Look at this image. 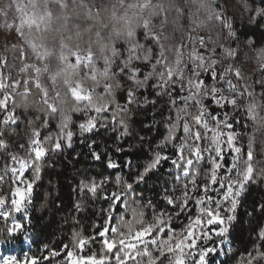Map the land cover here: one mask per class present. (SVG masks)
<instances>
[{
  "label": "snow or ice",
  "instance_id": "snow-or-ice-1",
  "mask_svg": "<svg viewBox=\"0 0 264 264\" xmlns=\"http://www.w3.org/2000/svg\"><path fill=\"white\" fill-rule=\"evenodd\" d=\"M193 2L207 13L193 32L215 21L227 30L225 39H236L223 3ZM71 4L70 11L69 0H14L18 23L9 24L5 19L4 28L14 31L21 43L11 45L16 50L12 59L18 64L10 63L0 52V184L9 185L8 194L0 193V216L8 220L26 213L47 157L72 147V116L61 108L64 96L70 95L74 101L71 112L83 113L77 125L82 135L103 128L117 132V139L133 134L134 109L155 106L159 98V103L168 105L166 133L142 170L131 181L117 176L111 191L105 188L107 177L81 180L77 185L81 197L87 194L95 199L103 193L100 198L107 207L100 209L103 221L92 224L91 235L73 230L70 242L62 245V259L64 264H217V257L229 254V233L242 198L264 178V168L257 169L261 161L254 133L258 129L248 136V126L236 118L243 112L249 120H257L255 92L247 83H240L245 78L234 63L219 70L224 60L237 61L238 46L220 43L219 34L215 39L210 34H189L187 44L183 39L175 45L165 43L169 40L168 19L161 17L163 4L153 0H117L110 12L88 0H71ZM76 8L86 12L88 21L103 23L106 19L110 30L102 33L94 31L91 23L84 27L71 23ZM102 8L109 13L106 18L101 17ZM0 16L7 17V11L0 9ZM103 26L107 28V24ZM117 41L122 47L116 46ZM2 46L9 50L7 37ZM258 59L264 60V49ZM100 61L102 66H98ZM260 67L264 69V63ZM12 68L17 69L15 76ZM45 76L54 95L42 82ZM33 88L39 91L47 114L59 112L61 118L55 136L51 131L42 135L41 130L49 127L44 119L31 128L27 145L17 147L7 133L19 127L17 109L27 108ZM238 125L242 131H237ZM92 156L101 159L95 150ZM165 161L172 166V184L161 190L159 199L165 206L157 207L137 185L146 183L149 173ZM107 167L120 165L109 158ZM177 191L179 195H175ZM73 207L77 213L85 211L82 201ZM256 209L264 212V203ZM181 215L186 222L177 230L173 219ZM22 231L21 224L7 229L11 235ZM97 243L98 252L83 254ZM57 255L59 251L39 257L25 253L23 260L6 256L0 264H41L45 260L50 264ZM241 264H264V226L256 230L252 251Z\"/></svg>",
  "mask_w": 264,
  "mask_h": 264
},
{
  "label": "trees",
  "instance_id": "trees-1",
  "mask_svg": "<svg viewBox=\"0 0 264 264\" xmlns=\"http://www.w3.org/2000/svg\"><path fill=\"white\" fill-rule=\"evenodd\" d=\"M10 1L14 0H0V9ZM88 2L89 4L94 3L96 7L103 5L110 12L112 5L117 0H88ZM215 2L221 3L218 0ZM224 2L228 14L232 16V27L236 34L232 47L238 46L240 53L236 61L237 67L240 68L241 74L245 78L240 83H247L251 86L255 92V103L258 105V116L255 122L249 120L243 112V115L241 113L237 116L239 118L242 115V123L248 126L246 129L248 136H252L254 130L258 129L254 134L257 157L261 161L257 164L259 170L264 168V119H262L264 118V95H262L264 93V69L260 67L264 60L258 59L260 51L264 49V14H260L264 13V0H224ZM153 3H161L164 6L161 17L167 16L168 19L166 34L169 36V40L165 42L167 44L181 43L186 35V30L190 27L196 28V22L206 19L207 16L205 9L200 8L199 4L194 3L193 0H153ZM69 5L71 11L74 7L71 0H69ZM53 8L55 10V6ZM108 14L103 8L101 9V17L106 18ZM2 17L0 16V22ZM71 23L79 24L81 27L91 23L94 25V31L98 29L102 33L108 32L111 28L106 19L103 23L99 20L97 22L88 21L86 12L79 8L75 9ZM105 24H107V28L103 26ZM197 30L206 36L210 34L213 39L219 34L220 43L227 44L228 39H225L227 30L218 22L212 21L206 29L197 28ZM116 46L122 47L119 41ZM8 47L9 50L4 51L3 46H0V52L9 58L10 63L18 64V61L12 59L16 50ZM217 51L219 53L220 50ZM51 63L54 70L55 59ZM102 64L103 62L100 61L98 66H102ZM10 71L13 76L17 73L16 68H12ZM147 95L149 99L153 98L151 90L147 92ZM62 96H64L63 92ZM73 106L74 101L71 96H64V104L61 105V108L72 116L70 125L74 132L72 147L64 148L61 152L51 153L47 157L40 173V180L34 187L33 202L28 207L26 215L17 213L8 220L0 216V244L17 247L18 260H23L25 253L29 256L39 257L42 255L51 256L52 252L59 251L60 255L51 257L50 264H64L62 245L70 242L73 230H82L84 234L91 235L92 224L103 221L100 209L107 207L106 201L100 198L103 193H100L95 199L87 194L81 197L77 191L79 182L91 178L100 180L107 177L109 182L105 188L107 191H111L115 188L117 176L131 181L132 177L142 170L145 163L151 158L155 144L166 133L164 124L168 114L165 109L168 105L159 103V98H157L155 106L149 104L147 107L134 109L131 123L133 134L123 139H117V132L103 128L82 135L77 125L84 116L83 113L71 112ZM17 114L21 116L19 127L15 131L10 130L7 133L9 138L16 142L17 147L19 144L27 145L31 128L39 126L44 119L49 121V127L41 130L42 135L44 132L51 131L55 136L61 118L59 112L55 115L47 114L45 106L41 103V95L35 88L27 98V108H18ZM238 129H241L239 125ZM140 136H144L145 139L141 140ZM242 142L247 144V140ZM117 148L122 151H117ZM92 150L100 154V160L93 158ZM109 158L118 163L120 167L108 168ZM129 162H131V167H129ZM171 167L170 161L163 162L157 171L149 173L145 178L146 183L137 185L143 190L146 198L157 203V207L165 206L159 197L161 190L172 184L169 171ZM8 191V184H0V193L8 194ZM175 195H179V192L177 191ZM78 201L83 202L85 211L79 213L75 211L73 205ZM259 203H264V178L252 185L242 198L236 214L237 220L229 233L230 243L226 246L230 249L229 254L227 256L221 254L217 257V264H220V261H224L225 264H241L242 258L252 251L253 236L259 227L264 226V212L256 209V205ZM248 212H251L252 215H247ZM73 217L80 223H75ZM184 222H186L185 215L173 219V225L177 230ZM15 224H21L23 227L20 235H11L7 232V229L14 227ZM99 249L98 243L90 245L83 254L88 255L92 251L98 252ZM41 264H49V261H41Z\"/></svg>",
  "mask_w": 264,
  "mask_h": 264
},
{
  "label": "rangeland",
  "instance_id": "rangeland-1",
  "mask_svg": "<svg viewBox=\"0 0 264 264\" xmlns=\"http://www.w3.org/2000/svg\"><path fill=\"white\" fill-rule=\"evenodd\" d=\"M218 1H220L221 3H223L224 8H225V11H226V15L230 18L231 23H232V18H231L232 16L228 14L224 0H218ZM7 5H12V7L11 8H8V7H6ZM1 9H5V11H7V17H4L3 16L2 17V20L0 22V46L2 47V44H3V41H4V38L5 37H7L8 46H10V47H11L12 44H20L21 43L20 38L15 34V32L14 31H9V30H7V29L4 28L5 19H7V22L9 24H11L13 22L18 23V20L16 19L14 1H10V2L4 4ZM192 29L193 28L190 27V28H188L186 30V35H185L184 40H183V42L185 44H187V36L189 34H191L193 36H195V35H203V36H206V34H204V33H202V34L199 33V31L197 29L194 32L192 31ZM235 36H236V34H235ZM233 41H234V39H228L226 46H232V42ZM189 49H190V46H189ZM216 58L217 59H220L219 55H217ZM27 62L30 63V62H32V60H28ZM229 63H234V67H237L236 61L233 62V61H229V60H224L223 63L221 65H219V70L222 71L225 67L228 66ZM42 82L45 84L46 87H48L49 92H50V95H54V92L52 91V84L47 79V76H45V77L42 78ZM234 82H236V81L234 80ZM209 83H210V81H209ZM242 115H243V113H242ZM242 115L239 116V118L241 117L240 119L238 118V116L236 117L237 120H240L241 121V123L243 121ZM239 130L242 131L241 129H238L237 131H239ZM18 214L26 215L27 212L26 213H18ZM18 255H19L18 248L15 247L14 245L5 246V244H0V261H2L3 258L6 257V256H15V257H18Z\"/></svg>",
  "mask_w": 264,
  "mask_h": 264
}]
</instances>
